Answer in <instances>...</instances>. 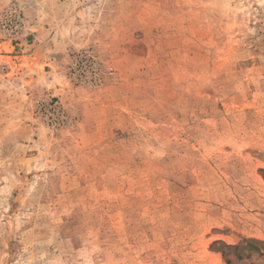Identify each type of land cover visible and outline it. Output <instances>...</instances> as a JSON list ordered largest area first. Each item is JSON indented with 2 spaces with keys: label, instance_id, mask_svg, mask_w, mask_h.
Here are the masks:
<instances>
[{
  "label": "rangeland",
  "instance_id": "374dc122",
  "mask_svg": "<svg viewBox=\"0 0 264 264\" xmlns=\"http://www.w3.org/2000/svg\"><path fill=\"white\" fill-rule=\"evenodd\" d=\"M0 264H264V0H0Z\"/></svg>",
  "mask_w": 264,
  "mask_h": 264
},
{
  "label": "bare ground",
  "instance_id": "6f19581e",
  "mask_svg": "<svg viewBox=\"0 0 264 264\" xmlns=\"http://www.w3.org/2000/svg\"><path fill=\"white\" fill-rule=\"evenodd\" d=\"M39 72V71H38Z\"/></svg>",
  "mask_w": 264,
  "mask_h": 264
}]
</instances>
